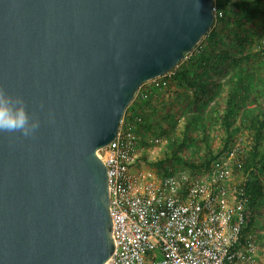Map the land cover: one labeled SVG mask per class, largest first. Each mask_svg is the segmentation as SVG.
I'll return each instance as SVG.
<instances>
[{
    "label": "water",
    "instance_id": "1",
    "mask_svg": "<svg viewBox=\"0 0 264 264\" xmlns=\"http://www.w3.org/2000/svg\"><path fill=\"white\" fill-rule=\"evenodd\" d=\"M214 6L0 0V89L29 129L0 131V264L107 263L115 241L98 150L140 86L210 31Z\"/></svg>",
    "mask_w": 264,
    "mask_h": 264
},
{
    "label": "built area",
    "instance_id": "2",
    "mask_svg": "<svg viewBox=\"0 0 264 264\" xmlns=\"http://www.w3.org/2000/svg\"><path fill=\"white\" fill-rule=\"evenodd\" d=\"M171 73L140 86L141 100L125 112L114 140L98 150L107 166L115 241L106 264H237L238 259L247 264L252 242L244 229L252 209L244 194L246 174L232 182L233 151L189 173L168 167L159 177L135 168L141 102L162 89Z\"/></svg>",
    "mask_w": 264,
    "mask_h": 264
},
{
    "label": "rangeland",
    "instance_id": "3",
    "mask_svg": "<svg viewBox=\"0 0 264 264\" xmlns=\"http://www.w3.org/2000/svg\"><path fill=\"white\" fill-rule=\"evenodd\" d=\"M235 11L241 13L237 7ZM256 15V22L248 20L246 23L252 38L244 46L245 52H250L251 56L243 61V64L249 65V73L244 81L249 86L240 88L242 94L238 95V101H242V104L231 117L230 124L232 139L228 149L230 153L233 151L230 165L233 169L232 182L235 184L245 176L239 163L246 156L253 141L251 121L256 116L262 118L261 111L264 109V13L258 12ZM242 18L246 19L244 14ZM235 43V40L232 41V44ZM231 50L235 51V48L232 47ZM192 51L184 61L198 53V50ZM233 69L232 63L221 66L220 71L210 77V80L217 79V85L199 97H195L193 88L170 76L164 79L165 86L162 89H153L141 102L144 123L139 128L140 152L137 163L141 162L146 170L159 177L167 167H171L174 173L197 170L190 164H198L203 162L204 158H209V148L204 140L206 133L212 154L218 156L216 159L226 157L228 149L225 150L223 146L227 129L223 115L227 112ZM150 84L151 82L147 81L144 85ZM245 94L247 96L242 97ZM140 100V94L136 95L126 111H130ZM199 114L207 115L206 125L198 119L190 124L188 129L189 121ZM205 130L208 131L205 133ZM178 144L182 145L177 156L174 151ZM179 156L186 157L187 163L179 159ZM258 172L264 185V168H260ZM249 221L250 225L244 234V238L252 242L249 251L250 262L247 264H264V193L252 209ZM243 250L245 251V248ZM237 264H243L242 260L238 259Z\"/></svg>",
    "mask_w": 264,
    "mask_h": 264
},
{
    "label": "trees",
    "instance_id": "4",
    "mask_svg": "<svg viewBox=\"0 0 264 264\" xmlns=\"http://www.w3.org/2000/svg\"><path fill=\"white\" fill-rule=\"evenodd\" d=\"M214 4L216 6L215 22L210 31L194 47L193 51L198 50V53L190 57L187 61H184L185 57L189 54L187 53L178 65L171 70L172 74L170 77L184 83L187 87L193 88L195 97H199L200 94L207 93L214 88V85H217V79L210 80V77L218 73L221 66L228 63L233 64L234 69L232 77L230 78L232 89L228 98L227 112L223 115V121L227 129V137L223 147L227 150L232 139L230 128L231 117L238 111L242 104V101H238V95L241 93L240 88L242 86L244 87V85L245 87L249 86V84L244 83L249 73V65L243 64V61L251 56L250 52H245L244 46L252 38L250 30L246 27V23L249 21L256 22V14L258 12L264 13V0H214ZM236 7L241 10V13L235 11ZM241 14H244L246 19H243ZM234 40L237 45L232 44ZM232 47L235 48V51L231 50ZM168 78L169 76L166 77V79ZM246 96L245 94L242 97ZM135 105L137 103L133 106ZM261 115L262 118L256 116L251 121L250 126L253 129L254 135L253 141L239 166L247 176L244 182V194L249 199L251 209L256 206L259 197L264 193V185L262 184L261 175L258 172L260 168H264V109L261 111ZM206 116L202 114L195 115V118L189 121L188 129L190 128V124L198 119L205 126ZM207 131L205 130L204 132L206 133ZM204 140L209 148V158H204L203 162L198 164H190L193 168L199 170L209 168L214 159L218 157L212 154L207 133L204 136ZM182 144L176 145L174 153L177 156ZM179 159L187 163L186 157L179 156ZM250 222L248 225H250ZM248 225L244 229V234L248 230Z\"/></svg>",
    "mask_w": 264,
    "mask_h": 264
},
{
    "label": "clouds",
    "instance_id": "5",
    "mask_svg": "<svg viewBox=\"0 0 264 264\" xmlns=\"http://www.w3.org/2000/svg\"><path fill=\"white\" fill-rule=\"evenodd\" d=\"M0 98H3V104H0V131H19L23 130L27 135L29 129L28 116L24 107L15 109L11 106V97H7L3 89H0ZM35 127V126H34Z\"/></svg>",
    "mask_w": 264,
    "mask_h": 264
},
{
    "label": "crops",
    "instance_id": "6",
    "mask_svg": "<svg viewBox=\"0 0 264 264\" xmlns=\"http://www.w3.org/2000/svg\"><path fill=\"white\" fill-rule=\"evenodd\" d=\"M135 168L146 170V169L142 166L141 162L136 163Z\"/></svg>",
    "mask_w": 264,
    "mask_h": 264
}]
</instances>
